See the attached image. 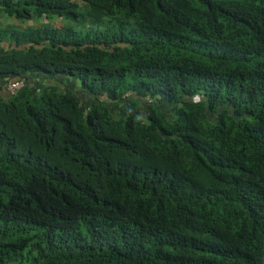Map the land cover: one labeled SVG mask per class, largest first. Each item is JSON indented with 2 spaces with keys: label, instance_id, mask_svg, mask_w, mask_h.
Wrapping results in <instances>:
<instances>
[{
  "label": "trees",
  "instance_id": "16d2710c",
  "mask_svg": "<svg viewBox=\"0 0 264 264\" xmlns=\"http://www.w3.org/2000/svg\"><path fill=\"white\" fill-rule=\"evenodd\" d=\"M0 264H264V0H0Z\"/></svg>",
  "mask_w": 264,
  "mask_h": 264
},
{
  "label": "built area",
  "instance_id": "2783aa9c",
  "mask_svg": "<svg viewBox=\"0 0 264 264\" xmlns=\"http://www.w3.org/2000/svg\"><path fill=\"white\" fill-rule=\"evenodd\" d=\"M4 85H5V88H6V90L8 92L15 93L17 90H19L20 88L24 87L25 82H24V79H23V80H20V81L6 83Z\"/></svg>",
  "mask_w": 264,
  "mask_h": 264
}]
</instances>
